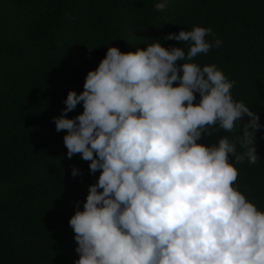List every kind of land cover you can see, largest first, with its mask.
I'll list each match as a JSON object with an SVG mask.
<instances>
[{
    "label": "clouds",
    "instance_id": "clouds-1",
    "mask_svg": "<svg viewBox=\"0 0 264 264\" xmlns=\"http://www.w3.org/2000/svg\"><path fill=\"white\" fill-rule=\"evenodd\" d=\"M167 5L154 2L157 11ZM148 40L134 52L105 45L83 91L69 90L52 117L66 130L68 158L80 154L99 171L69 219L74 264H264V209L236 183V165L261 162L264 124L234 99V80L195 62L222 40L201 25L164 36L187 52ZM79 104L82 113L68 118Z\"/></svg>",
    "mask_w": 264,
    "mask_h": 264
},
{
    "label": "trees",
    "instance_id": "trees-1",
    "mask_svg": "<svg viewBox=\"0 0 264 264\" xmlns=\"http://www.w3.org/2000/svg\"><path fill=\"white\" fill-rule=\"evenodd\" d=\"M154 2L0 0V264H74L79 258L69 219L77 202L83 210L99 171L91 174L80 154L68 158L66 130L58 133L52 117L61 115L69 90L83 91L105 45L134 52L158 38L187 52V45L164 36L211 27L223 43L195 62L215 64L234 80V99L264 124V0H168L163 11ZM82 111L79 104L67 116ZM256 146L261 162L236 165V183L264 209V129ZM73 167L82 174L73 177Z\"/></svg>",
    "mask_w": 264,
    "mask_h": 264
}]
</instances>
